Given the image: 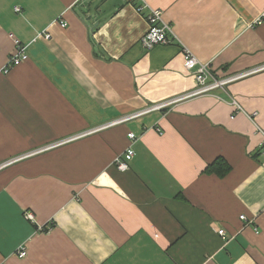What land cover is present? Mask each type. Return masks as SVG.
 I'll return each instance as SVG.
<instances>
[{
	"label": "crops",
	"instance_id": "1",
	"mask_svg": "<svg viewBox=\"0 0 264 264\" xmlns=\"http://www.w3.org/2000/svg\"><path fill=\"white\" fill-rule=\"evenodd\" d=\"M147 3L170 44L125 0H0V264H264V0ZM185 47L253 72L192 97Z\"/></svg>",
	"mask_w": 264,
	"mask_h": 264
},
{
	"label": "built area",
	"instance_id": "2",
	"mask_svg": "<svg viewBox=\"0 0 264 264\" xmlns=\"http://www.w3.org/2000/svg\"><path fill=\"white\" fill-rule=\"evenodd\" d=\"M128 3H136V11L142 13L144 10H148L145 20L147 22V31L144 33L140 39L144 49H151L156 45H168L170 44V36L172 29L169 25L164 23L162 19V12L156 9L149 8L147 0H125ZM16 11L18 9H15ZM264 19V15L256 20V25H260L261 20ZM61 26L66 24L60 23ZM49 35H45L47 39ZM15 52L11 54L8 59L7 66L4 68L3 72L7 73L10 68L20 65L23 61L26 60L27 56L25 54L24 47L21 45L20 41L13 39ZM183 66L184 69L191 73L196 82L197 88L190 94V96L195 97L202 94L210 93L217 89H222L224 86L235 81L233 79H226L223 81H218L210 72V67L208 64L200 62L186 47L183 48ZM234 106L238 109L240 108L235 101L232 102ZM241 109V108H240ZM257 116L256 113L250 115L251 119H254ZM128 139L134 140V135L129 133L127 135ZM261 154L264 156V139L261 144ZM134 157V152L131 148H128L120 157L114 162V166L121 172L127 171L129 168V163ZM28 218L32 219L31 215L28 214ZM241 220H244V216L240 217ZM219 236L224 239V231H218ZM26 252L20 250L18 256L20 258L24 257Z\"/></svg>",
	"mask_w": 264,
	"mask_h": 264
},
{
	"label": "trees",
	"instance_id": "3",
	"mask_svg": "<svg viewBox=\"0 0 264 264\" xmlns=\"http://www.w3.org/2000/svg\"><path fill=\"white\" fill-rule=\"evenodd\" d=\"M229 170L228 165L223 160H217L207 168V172L214 173L218 177H221Z\"/></svg>",
	"mask_w": 264,
	"mask_h": 264
},
{
	"label": "rangeland",
	"instance_id": "4",
	"mask_svg": "<svg viewBox=\"0 0 264 264\" xmlns=\"http://www.w3.org/2000/svg\"><path fill=\"white\" fill-rule=\"evenodd\" d=\"M264 15V11L253 21V23H252V25H254V26H262V25H264V19L263 20H261V23L262 24H260V25H256L255 23H256V20L258 19V18H260V17H262ZM250 72H253V71H250ZM250 72L249 73H243V74H239V75H228V76H217L218 78H216L214 75V77L216 78V79H218V81H223V80H226V79H233V80H235V81H237V80H239L240 78H242L243 76H245V75H249L250 74ZM234 82V81H233ZM233 82H231V83H233ZM225 87V86H224ZM223 87V88H224ZM233 101H231V104H233L232 103ZM235 103L236 104H238L236 101H235ZM129 169V168H128Z\"/></svg>",
	"mask_w": 264,
	"mask_h": 264
}]
</instances>
